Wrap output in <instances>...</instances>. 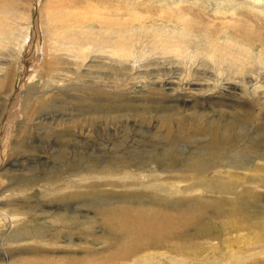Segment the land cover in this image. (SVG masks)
<instances>
[{
  "label": "rangeland",
  "instance_id": "1",
  "mask_svg": "<svg viewBox=\"0 0 264 264\" xmlns=\"http://www.w3.org/2000/svg\"><path fill=\"white\" fill-rule=\"evenodd\" d=\"M104 21L124 23L126 34L132 28L139 34L128 36L131 57L120 58L106 46ZM75 25L94 31H82L93 39L81 50L74 47L78 36L69 37L75 29L68 27ZM97 89L101 95L96 96ZM44 104L49 108L40 110ZM212 121L241 138L238 155L254 171L253 156L242 149L264 136V0H0V264L23 261L18 250L30 243L12 242V230L31 215L49 227V238L58 225L53 211L84 214L96 234L86 244L75 237L74 243L81 244L77 248L64 238L53 247L45 244L53 250L42 256L45 262L65 253L83 261L88 249L105 248L94 243L106 228L97 208L106 204L98 197L82 198L90 188L114 192L111 198L134 189L120 183L130 182L141 164L138 174L149 185L154 177V190L173 182L178 196H209L202 186L177 179L178 170L174 179H163L173 172L150 158L168 147L179 158L192 157L210 141L206 130ZM130 157L142 163L130 169L125 164ZM113 163L129 176L98 171L113 169ZM255 176L262 179L261 187L242 180L238 191L252 184L262 203L264 171ZM28 180L32 184L26 188ZM110 180L118 185H101ZM66 194L68 205L47 201ZM230 236L238 252L233 264H264V229ZM207 242L200 240L206 253L198 260L185 262L175 254L163 258L166 264L202 259L226 264L214 260Z\"/></svg>",
  "mask_w": 264,
  "mask_h": 264
},
{
  "label": "bare ground",
  "instance_id": "2",
  "mask_svg": "<svg viewBox=\"0 0 264 264\" xmlns=\"http://www.w3.org/2000/svg\"><path fill=\"white\" fill-rule=\"evenodd\" d=\"M103 23L107 26V29H105V34L107 35L106 46L120 58L128 59L131 57L133 40H130L128 36L133 35L134 37V35H137L134 28H132L133 25L128 23L132 31L126 34L125 31L122 30V27H126L124 23L115 24L109 21H104ZM72 27L75 30L73 34L69 33V37L73 35L78 36L79 39L77 38L75 41L78 42L74 47L81 50L87 40L93 39L91 36L89 37L82 34V31L85 33L90 32V34H93L94 31L90 28L85 29L88 28L87 26L84 27V29H76L77 25L69 26L68 28L71 29ZM130 27L129 29H131ZM67 44H69V41ZM244 49L246 48H243V54ZM98 95L101 94H99V90L97 89L96 96ZM107 100L109 102L112 101L110 98H107ZM44 108H49V106L44 104L40 110ZM37 111L39 110H34L35 114ZM186 119L183 118L181 122V125L184 127L187 126ZM196 120L198 121L199 119ZM207 125L208 129L206 133H209L210 141L207 142V146L194 151L192 157H187L186 159L179 158L178 154L173 152L171 147H168L159 153L156 152V156L152 153L150 159L152 162H158L157 164L162 167H169L170 171L167 172H173L171 178L163 179H174V172L178 170L179 175L177 179H180V181L188 180L192 182L194 187L202 186L201 189L209 192V196L200 193L195 197L187 195L178 196L175 193L178 186H175V183L171 184L173 182H168L170 186L168 183H165L166 186L164 187L166 188L156 187L154 190V177L149 181L152 182L151 185L147 184L145 177L143 178L144 175H139L143 172L142 170L144 167L142 164L138 165L139 174L133 172L130 176V178H132L130 182H127V184L123 182L120 183V185L126 186L131 184L137 188L134 187V189L130 191L121 192L116 198L112 197L113 199L109 196H111L110 193L112 194L114 192L105 188L104 190L90 188L89 192L82 198L94 196L98 197V200L102 204H106V206L103 205L97 208V212L101 216L98 221L100 220L99 223L101 227L105 225L106 228L103 231V235L95 236L99 242L97 243L95 241L94 243L95 247H98L96 245L102 243L103 246H106L103 248L106 250L105 255L101 254L103 253V249L98 247L97 249L94 248V250L93 248H90V250L88 249L87 253L84 255L86 258H84L85 260L83 261L74 259V257H76L75 253H65L59 259L56 258L45 262L46 258L42 259V256L53 252L52 249L47 250L49 248H47L45 244L53 247L55 246L54 241H59L64 238L72 245V248L75 246L77 248V246H81V244L74 243L75 237H81V243L86 244L84 242H89L96 234V232L92 231V225L87 221L84 214L76 216V214L74 215L66 211L60 214L57 211H53L52 214H54L55 218L54 223H58V225L52 229V233L47 239L45 236H47L46 231L49 227L46 228V224L43 225L39 223L41 218L35 215H31L28 220L22 222L12 230L14 232V235H12V242L30 243L28 247L19 248L18 250V252L24 256L22 258L23 264H166L170 256L171 259L175 258L173 254H175V256H181L183 261L189 259L193 261V259L198 260L203 253H206L204 252V248L200 246V240L203 238L209 241V243L207 242L208 244L211 243L210 240H218V242L213 241L211 243L212 245L210 244V250L214 260L222 259L226 264H233V262H236L233 261V258L237 257L236 254L238 252L231 248L232 242L236 238L231 237L230 234L240 232L243 229L252 230L255 227L264 229V202L261 203L259 201V197L261 196L256 195L255 191L257 189L255 190L254 188L252 190L251 188L254 187V185L250 184L251 186L243 185L241 191H238V188L241 187L240 181L242 180L250 183L255 182L257 187H261L259 183L262 179L258 181V179L256 180L255 178L260 177H254V175L257 170L259 172L264 171V164L256 163L257 161H264V136L263 138L261 136L260 140H251L243 146V152L245 151L249 156H253L255 169L252 171V166L248 167V165L245 164L246 160L238 155L240 152V150H238V141H240L241 138L236 134L227 135L226 130L220 127L218 122L212 121L211 123H207ZM228 126H230V123ZM171 140H174V138H171ZM233 157H235L234 160L232 159ZM120 162L121 165L124 163L123 158H119L117 163ZM135 162L137 161H135L134 157L125 159V164L130 169L135 166ZM137 163H142L141 159H138ZM119 167L121 168L120 165L117 167L115 163L113 169L99 167L98 171L108 172L107 174H113L114 172L123 173L129 176L131 173L130 171L121 170L122 168L120 169ZM211 173L213 175H209ZM140 177L141 179L139 180ZM232 179L233 181L237 180L239 182H233ZM218 180H222V182H218ZM31 184L30 180H28L24 187L28 188ZM101 185L117 186L118 183L110 180L104 185ZM52 186L55 193L57 189L56 185ZM190 187L191 186H187L186 188ZM224 194H229L231 197L229 198ZM249 196L253 200L247 199ZM86 200H84V202ZM47 201L50 203L61 201L62 203L65 202L66 205L70 204L68 194L56 195L53 198H49ZM113 203H115V205ZM191 226H193V228H191ZM227 236H230V238L228 239ZM82 238L85 239V241H83ZM156 250H160V253L155 252ZM206 251H208L207 247ZM209 255L211 256V254ZM97 258L98 261H96ZM214 260H212V263ZM183 261H180V264H184ZM209 263L211 262L207 263V261L205 262L202 259L198 264Z\"/></svg>",
  "mask_w": 264,
  "mask_h": 264
}]
</instances>
